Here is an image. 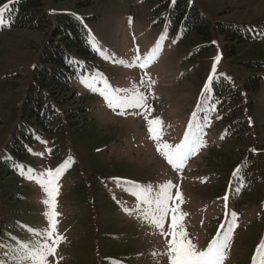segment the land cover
Returning <instances> with one entry per match:
<instances>
[{
	"label": "rangeland",
	"instance_id": "rangeland-1",
	"mask_svg": "<svg viewBox=\"0 0 264 264\" xmlns=\"http://www.w3.org/2000/svg\"><path fill=\"white\" fill-rule=\"evenodd\" d=\"M193 1L213 20L261 30V40L228 58L222 37L212 45L195 32L183 36L182 28L169 31L165 0H42L46 14L53 19L69 11L84 22L89 43L98 52L94 60H86L93 66L86 64V72L73 80L79 104L89 107L92 119L84 129L66 126L58 141L50 137L31 149L33 160L23 171L24 177H18L15 190L28 195L27 203L34 204L35 213L20 222L28 229L23 239L0 240V259L12 264L5 253L33 240V225L48 227L45 214L40 213V207L48 210L43 203L47 194L35 179L34 186L27 189V172L55 170L68 162L58 180L55 208L57 232L64 239L56 256L48 258L50 264H56L57 258L59 264H168L167 257L153 255L165 250L164 237L153 234L156 230L138 219L135 211L131 215L125 211L137 206L136 196L128 191L131 185L125 182L156 189L168 181L174 185L173 195L182 194L180 210L186 214V231L198 247L206 248L218 232L223 235L221 225L231 222L234 211L237 226L224 264H252L258 245L264 242V78L255 96L252 120L244 129L251 139L235 144L225 137L228 131L213 102L211 83L221 75L242 83L257 70L247 68L244 61L264 60V0ZM10 2L0 0V8L7 9ZM4 13L0 24V162L7 156L5 141L18 120L32 71L50 37V30L11 28ZM157 44L160 49L147 67H139V62L127 66L136 55L143 58ZM256 72L264 77V66ZM106 85L111 89L137 86L148 98L149 111L130 108L122 115L120 109L113 111L100 95ZM245 117L249 119L243 114L232 127L238 130V121ZM154 118L162 120V139L170 144L180 143L190 125L200 133L201 147L179 171L168 164L149 136L147 120ZM232 144L241 157L235 166L230 160L226 165L213 158ZM2 171L0 163V198L5 200L6 185L12 183ZM6 210L0 201V217L6 216ZM169 224L170 218L165 228Z\"/></svg>",
	"mask_w": 264,
	"mask_h": 264
},
{
	"label": "trees",
	"instance_id": "trees-1",
	"mask_svg": "<svg viewBox=\"0 0 264 264\" xmlns=\"http://www.w3.org/2000/svg\"><path fill=\"white\" fill-rule=\"evenodd\" d=\"M164 5L169 10L167 20L169 31L174 32L182 28L183 36L195 32L212 45L217 38L222 37L224 53L228 58L240 55L244 47L259 43L263 36L261 30L254 27H242L226 20H213L201 12L193 0H165ZM4 16L11 28L40 32L50 30V37L45 42L39 63L33 69L27 85L18 120L5 141L4 149L7 156L0 162L3 166V176H8L7 179L12 183L6 185L4 191L6 199L0 198L7 209L6 216L0 217V240L17 242L23 239L28 230L20 224L23 217L31 218L32 213H35L34 204L31 207L27 203L28 195L15 190L19 187L18 177H24L23 171L33 160L31 149L36 143L50 137L58 141V137L65 132L66 126L84 129L92 119L89 107L86 104H79V93L75 91L73 80L86 72V64L93 66L86 60H94L98 52L89 43L88 29L84 22L69 11H63L56 20L53 19L46 14L42 0H11ZM244 62L251 70H258L264 66V60L260 59L250 58ZM256 71L246 76L242 83L223 75L211 83L213 102L226 125L227 135L230 134L225 137L234 144L251 139L244 129L252 120L250 117L253 114L255 96L260 91L264 78ZM243 114L249 119L245 117L244 120L238 121V130L234 129L232 125ZM234 144L222 147L213 158L226 165L230 160L235 166L241 157L237 151H234ZM55 148H53L54 155L58 156ZM20 166H23L22 172ZM28 175L29 171L26 177ZM28 184L27 189L35 183L28 179ZM26 190L21 191L26 192ZM64 194L65 192L63 196ZM24 203L26 205L22 206ZM61 205L65 207L63 200ZM40 213H45L42 207ZM10 218L13 220L9 221ZM37 227L38 225H33L31 228L37 229Z\"/></svg>",
	"mask_w": 264,
	"mask_h": 264
},
{
	"label": "snow or ice",
	"instance_id": "snow-or-ice-1",
	"mask_svg": "<svg viewBox=\"0 0 264 264\" xmlns=\"http://www.w3.org/2000/svg\"><path fill=\"white\" fill-rule=\"evenodd\" d=\"M5 10L6 7L0 8V24L4 23L3 13ZM161 39H165V37L162 36ZM159 49L160 45L157 44L143 58L140 55H136L133 58V63L127 66L134 67L137 66L136 62H139V67H147L154 60ZM216 60L218 62L219 57ZM215 71L214 65L212 73L214 74ZM211 79L212 76L210 75L209 82H211ZM83 82L86 83V86L92 88V84L88 83L87 80ZM141 83H144L143 79ZM95 90L93 88V91ZM205 91H207V88ZM100 95L104 97L107 106L113 111L120 109L118 114L121 115L124 114L126 109L130 108L142 109L145 113L149 111L148 98L135 85L128 89H111L110 86L106 85ZM195 118L196 113H193V119ZM162 127L163 122L160 118L147 120V130L150 138L156 143L157 151L167 160L168 164L179 171L183 168L189 156L196 153L201 147L203 142L200 138V133L195 131L190 125L180 143L170 144L162 139ZM36 154L43 155V153ZM66 167H68V162H65L64 165L55 170L48 169L40 173L35 170H29L27 178L30 180L35 179L47 194V198L43 203L48 208L44 213L48 220V227L45 229H31L33 240L21 242L12 247L10 252L5 253V255L10 257L12 264H50L48 258L56 256L59 244L64 239L57 232L58 221L56 217L59 214L55 211L56 196L59 189V177ZM117 183H120V181L118 180ZM125 183H130L131 187L128 191L137 198L136 208L125 209V211L129 215L135 211L138 219L147 222L156 230L153 234H158L165 239V250L163 252H154V256L162 255L167 257L168 264H224L232 234L237 226L236 212L230 213L231 222L227 226L221 225L225 229L223 235L218 232L207 244L206 248H200L189 238L184 224L186 214L180 210V205L183 203L182 194L177 191L173 195L171 189L174 185L171 181L160 184L156 189H153L150 185H138L135 182ZM224 199L227 201L228 197L225 196ZM169 218L170 224L165 228ZM0 264H7V262L0 259ZM56 264H59V258H57ZM252 264H264V242L258 245Z\"/></svg>",
	"mask_w": 264,
	"mask_h": 264
}]
</instances>
